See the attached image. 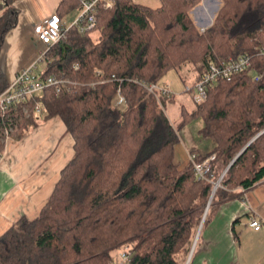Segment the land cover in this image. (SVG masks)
Here are the masks:
<instances>
[{
  "label": "trees",
  "instance_id": "16d2710c",
  "mask_svg": "<svg viewBox=\"0 0 264 264\" xmlns=\"http://www.w3.org/2000/svg\"><path fill=\"white\" fill-rule=\"evenodd\" d=\"M159 1L156 9L133 0L99 9L93 31L72 29L47 53L46 75L67 81L63 90L14 105L9 118L0 113V159L10 123L20 140L58 117L75 143L39 217H23L0 238V264H112V253L124 246L129 264H185L214 189L190 161L176 162L179 132L197 119L204 123L201 135L216 146L207 156H216L209 178L245 151L213 197L193 257L220 206L246 201L240 189L264 182V0H222L205 32L192 16L201 0ZM80 8V0H62L56 14L65 19ZM19 15L14 0H0V55ZM241 55L252 58V67L211 85L192 112L183 106L178 124L167 114L175 94L146 88L167 85L171 72L194 87L211 64ZM5 80L0 68V94Z\"/></svg>",
  "mask_w": 264,
  "mask_h": 264
},
{
  "label": "crops",
  "instance_id": "0c3cea01",
  "mask_svg": "<svg viewBox=\"0 0 264 264\" xmlns=\"http://www.w3.org/2000/svg\"><path fill=\"white\" fill-rule=\"evenodd\" d=\"M61 2L62 0H14L20 15L15 30L7 34L4 46L6 47L9 37L11 45H16V50L23 46L25 50L22 55L24 59L16 69L11 68L8 72L2 67L6 89L21 71L36 63L41 49L33 31L38 24L58 12ZM209 4L201 0L193 13L195 18L198 15L197 9L201 7L206 14H210ZM221 7L220 2L217 9H213V18ZM33 39L37 44L36 52L26 48L29 40ZM203 126V121L197 119L181 130L180 143L176 147V162L179 166H187L192 153L207 157L215 150L214 141L201 135ZM74 144L66 124L58 117L41 122L23 139L10 140L0 159V238L23 217L29 220L39 217L50 200L62 171L73 160ZM245 196L246 201L235 198L220 206L213 221L204 230L191 264H241L239 246L243 244L249 252L251 250L252 253H258L255 256L257 264L264 262V227L255 231L249 226L253 216L264 218V182L246 192ZM259 253H262L261 257Z\"/></svg>",
  "mask_w": 264,
  "mask_h": 264
},
{
  "label": "built area",
  "instance_id": "2783aa9c",
  "mask_svg": "<svg viewBox=\"0 0 264 264\" xmlns=\"http://www.w3.org/2000/svg\"><path fill=\"white\" fill-rule=\"evenodd\" d=\"M80 1L81 8L77 17L70 25H67L59 15L55 14L35 27V35L37 39L48 46V49L47 51L41 52L39 60L30 68L21 71L16 76L14 82H12L9 87L0 94V113L4 118H9L8 113L14 105L23 104L47 89H54L56 94H59L63 90L68 83L67 81L46 75L51 63L48 58V51L51 47L65 39L72 29H77L82 34L93 31L97 26V14L99 9L111 10L115 5V0ZM251 67L252 58L248 55H241L233 59L231 58L226 62L211 64L208 71L202 75L194 87H186L185 93L194 92L195 101L201 103L206 99L208 88L211 85L220 81L231 82L236 75L248 71ZM146 88L152 94L160 92L168 97L173 94L172 88L169 84L165 86L152 85ZM123 102L124 99L121 97L117 106L121 105ZM42 109V105L37 104V113H41ZM9 126L10 124L5 127L6 134L9 133ZM215 159L216 156L211 155L203 162H197L193 156H190V162L194 166L197 178L199 180L213 183L216 186L215 188L218 189L220 187V181L216 183L218 180L217 178L213 180L209 178L213 173L212 163ZM242 192L246 194L245 190H242ZM249 226L255 231H260L264 227V218L259 219L257 216H253L250 220ZM130 260L131 253L130 249L127 248L120 252L118 259L114 260L112 264H129Z\"/></svg>",
  "mask_w": 264,
  "mask_h": 264
},
{
  "label": "rangeland",
  "instance_id": "374dc122",
  "mask_svg": "<svg viewBox=\"0 0 264 264\" xmlns=\"http://www.w3.org/2000/svg\"><path fill=\"white\" fill-rule=\"evenodd\" d=\"M133 2L136 3V4L145 5V6H148V7H151V8H155V9L158 8L161 5L159 0H133ZM205 2L206 3L209 2L211 4V7H210V11L211 12H210V14H206L204 12V9H202V7L200 9H197L198 15H197L196 18H195V15H193V13H194V11L196 9L192 12V16L194 17L195 22H196L198 28L202 32H205L213 24V21L215 19V18H213L214 17L213 9H215L220 2L222 3V0H205ZM77 15H78V12H74L71 15L66 16L65 17V22L67 23V25H70L73 22V20L77 17ZM14 30H12L11 32H13ZM203 30H205V31H203ZM34 32H35V29H34L33 33ZM38 43H40V49H41L40 51L41 52L47 51L48 46H46L45 44H43L39 40H38ZM10 46L13 47V48L10 49L9 48ZM15 46L16 45H11V43L9 41V37H8L7 38V41H6V47L4 46L5 47L4 54L3 55L2 54L0 55V68H2L4 66V68L8 71L11 68L16 69L20 65V63L24 59L22 57V55L24 53L25 46H23L21 48H18L17 50H16V47ZM26 48H27V50H31V51L36 52L37 51L36 40L35 39L29 40V43L26 46ZM40 51L38 52L37 61L40 58V53H41ZM4 68H2L3 71H4ZM193 79H194V76L191 77V81H193ZM165 81L166 82H169V85L172 88L173 94H175V96H176L175 103L172 104V105H169L167 107L168 108L167 114H168L171 122H173L175 124H178L182 120L181 111H182V107L183 106L189 112H192L195 109V107H196L195 93L194 92H191V93H188L187 92V93H185L186 86L182 83V81L179 79L178 75L175 72H171L165 78ZM25 114L27 115V117H29L28 111L25 110ZM194 124L197 125L199 123H194ZM8 129H9V133L8 134H6L5 129L3 131V143H4V146H5V149L8 146L10 140L16 139L13 136V134L15 133V131L17 129L14 128L11 125V123H10V126L8 127ZM180 132H181V130H180ZM180 132H179V134H180ZM226 170H227V168H226ZM226 170L223 168V166H222L221 163L218 164L217 169H216V171H217L216 172L217 173V179L218 180L216 181V183L220 181V187H219V189H223L224 188V186H223L224 185L223 184V179L226 178V174H227V171ZM215 187L216 186L214 185L213 194H212V197L210 199L211 205H212V202H213V197H214L216 191L218 190ZM240 190H243V189H240ZM207 207H208V205H207ZM206 211H207V208H206ZM206 217H207V215H206ZM206 217H205V219H206ZM201 225H202V223H201ZM201 233H202V231H201ZM127 248L128 247L124 246L121 249H116L112 253V256L114 257V259L117 260L118 259V256L120 255V252L126 250ZM198 248L199 247H197V250H198ZM192 250H193V247H192ZM192 250H191V253H190V255H189V257H188V259H187V261H186L185 264H190L191 263V260L193 258V252L195 251V250L194 251H192ZM262 253H259V257H261ZM239 254L241 256V264H257L258 263L257 259L255 258V256H257L258 253L257 252L252 253L251 250H250V252L248 250H246L245 244L239 246ZM262 261H264V259H262ZM260 264H264V262H261Z\"/></svg>",
  "mask_w": 264,
  "mask_h": 264
},
{
  "label": "water",
  "instance_id": "95a60500",
  "mask_svg": "<svg viewBox=\"0 0 264 264\" xmlns=\"http://www.w3.org/2000/svg\"><path fill=\"white\" fill-rule=\"evenodd\" d=\"M260 135H261V134H260ZM258 137H259V136H258ZM255 139H257V137H256ZM255 139H254V140H255ZM254 140H253V141H254ZM253 141H252V142H253ZM252 142H251V143H252ZM251 143H250V144H251ZM250 144H249V145H250ZM249 145H248V146H249ZM248 146H247V147H248ZM245 149H246V148H245ZM244 151H245V150H244ZM244 151H243V152H244ZM243 152H242V153H243ZM242 153H241V154H242ZM241 154H239V155L236 157V159H235V160H234V161L228 166V168H227L226 171H228V170L234 165V163H235V162L237 161V159L241 156ZM210 206H211V201H210L209 204H208L206 214H205V216H204V219H203L202 225H201V227H200V229H199L198 235H197L196 240H195V242H194L193 250H192V251L195 250V247H196V245H197V242H198V239H199V237H200L201 231H202V229H203V224H204V221H205V217H206V215H207V212H208Z\"/></svg>",
  "mask_w": 264,
  "mask_h": 264
}]
</instances>
